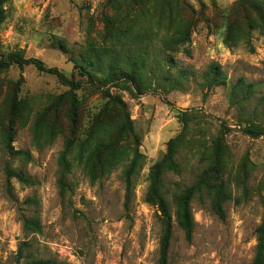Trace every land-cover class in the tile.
I'll use <instances>...</instances> for the list:
<instances>
[{"label":"rangeland","instance_id":"1","mask_svg":"<svg viewBox=\"0 0 264 264\" xmlns=\"http://www.w3.org/2000/svg\"><path fill=\"white\" fill-rule=\"evenodd\" d=\"M0 10V264H157L163 226L147 180L170 142L180 172L163 179L168 264H250L264 225V136L244 130L264 126V0H3ZM35 63L81 85L75 120L70 87ZM200 178L224 218L202 189L187 242L171 199ZM31 218L39 233L23 228Z\"/></svg>","mask_w":264,"mask_h":264},{"label":"trees","instance_id":"2","mask_svg":"<svg viewBox=\"0 0 264 264\" xmlns=\"http://www.w3.org/2000/svg\"><path fill=\"white\" fill-rule=\"evenodd\" d=\"M3 3V0H0V5ZM3 21V17L1 15L0 10V25ZM14 63H16L19 67L24 65L31 64L30 60H22L17 57H14ZM34 63V62H33ZM36 68L40 72H44L47 74H53L57 76L60 80L64 81L70 87V109L72 114V119L75 120L77 114V100L75 91L79 90L81 85L75 81V78L72 76L71 79H67L64 76H61L53 69L44 68L41 63H35ZM138 66L139 69H143L144 61H142ZM138 69V70H139ZM79 74L87 77L88 82L91 87L95 86L96 78L91 74L88 69L79 64L78 67ZM212 75L206 78V82L211 87H217L219 84V70H214ZM131 85L138 91L140 94L142 92V87H146L143 84L141 78H131ZM100 82V80L98 81ZM180 84L177 82L173 87H179ZM173 87H170L171 89ZM250 87V86H249ZM246 98V96L244 97ZM241 99L239 103H243L246 99ZM112 102H116L114 99ZM262 103V102H260ZM244 133L250 136H264V126L263 125H250L247 129L244 130ZM173 142H170L168 145V153L159 161L156 162L150 169L148 175V188H147V200L151 204H157L160 212V220L162 222L163 230L162 236L159 242V260L157 264H168V251L170 246V241L172 238V215L170 210V203L167 200V195L164 190L163 179L168 173H176L178 174L179 167L173 158L172 151ZM8 152L11 155H20L21 152L14 151L10 146H8ZM99 154H97L98 156ZM217 159V158H216ZM214 165H218L217 160L213 162ZM131 168L126 170L124 174V184H125V196H124V209H128L129 198L131 194ZM7 178H14L19 183L23 185L30 186L32 182L24 177L22 173L14 172L13 170L7 171ZM203 184H206L204 188H201ZM202 189H204L207 195L210 197V208L214 212L216 216L223 219L224 212L222 210V205L220 201L216 198L215 190L217 189L214 185L211 184L210 181L203 182L201 178L198 182H194L190 187L182 189L179 193H175L172 195V203L175 207V219L178 227L183 231L185 235V239L187 242L191 240L192 230H193V218L190 209L191 199L200 194ZM23 228L26 231H31L33 233H39L40 226L36 218H31L29 220L23 221ZM256 249L255 256L250 264H264V225L261 224L256 228ZM19 257L22 256L21 248L18 249ZM27 264H47L42 260H31Z\"/></svg>","mask_w":264,"mask_h":264}]
</instances>
